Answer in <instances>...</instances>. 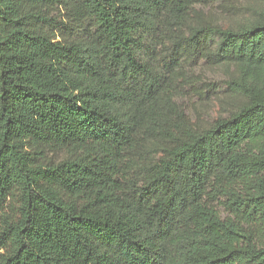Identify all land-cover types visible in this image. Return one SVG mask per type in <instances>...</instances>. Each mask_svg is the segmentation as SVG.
Segmentation results:
<instances>
[{"label": "trees", "instance_id": "16d2710c", "mask_svg": "<svg viewBox=\"0 0 264 264\" xmlns=\"http://www.w3.org/2000/svg\"><path fill=\"white\" fill-rule=\"evenodd\" d=\"M0 264H264V0H0Z\"/></svg>", "mask_w": 264, "mask_h": 264}, {"label": "rangeland", "instance_id": "374dc122", "mask_svg": "<svg viewBox=\"0 0 264 264\" xmlns=\"http://www.w3.org/2000/svg\"><path fill=\"white\" fill-rule=\"evenodd\" d=\"M184 104L187 107L188 113L193 115L194 117H198L200 121H206V120L211 121L212 119H210V117L213 116L215 113H217V112H214L215 110L212 111L210 109L209 110L210 115L209 117L206 118V116L204 117L203 114L207 109L203 103H200L196 100H190V101H185Z\"/></svg>", "mask_w": 264, "mask_h": 264}]
</instances>
